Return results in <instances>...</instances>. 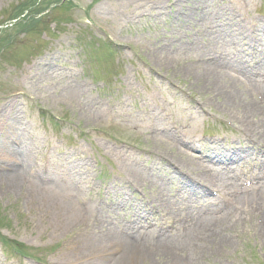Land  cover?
<instances>
[{"label": "rangeland", "instance_id": "374dc122", "mask_svg": "<svg viewBox=\"0 0 264 264\" xmlns=\"http://www.w3.org/2000/svg\"><path fill=\"white\" fill-rule=\"evenodd\" d=\"M32 1L0 0V29L13 23L12 15L20 6ZM215 2V8L210 3L204 9V20L215 17L217 24L241 21L243 9L238 0ZM250 2V11L256 9L249 14L252 18L264 14V0ZM36 3L47 6V14L39 22L28 12L21 26L0 33V98L4 97L0 100V139L5 144L13 140L10 146L18 152L20 172L47 157L55 165V174L76 179L72 187L53 186L46 194L38 185H25L18 176L16 181L9 178L0 184V264H98L92 254L87 255L98 240L90 242L80 234L84 229L80 214L85 213L69 198L84 196L79 184L89 173L97 175L98 168L110 179L115 173L138 178L137 168L144 173L152 159L131 150L130 145L166 155L174 165L179 163L163 152L166 146L175 154L171 139L141 141L133 130L122 128L138 124L144 129L142 114L168 97L175 101L173 108L182 111L185 105L195 106L187 96L197 99L209 113L238 126L231 117L233 112L225 111L221 96H209L207 90L195 87L178 67L187 64L186 56L221 53L222 45L208 47L203 39L202 46L186 44L177 53L168 52L160 41L175 34L177 28L159 9L169 4L167 0ZM142 10L151 16L140 19ZM192 26L188 22L181 27ZM222 75L227 77L223 71ZM177 119L189 126V132L206 120L189 109ZM113 120L119 128L110 124ZM235 126L229 134L239 138ZM60 189L70 195L64 198ZM101 220L98 216V224ZM215 242L219 238L212 237L203 247L207 250ZM235 245L225 259L217 252L211 256L212 262L204 264H264V239L245 238Z\"/></svg>", "mask_w": 264, "mask_h": 264}, {"label": "bare ground", "instance_id": "6f19581e", "mask_svg": "<svg viewBox=\"0 0 264 264\" xmlns=\"http://www.w3.org/2000/svg\"><path fill=\"white\" fill-rule=\"evenodd\" d=\"M203 2V5H207L208 1L211 3V0H195L196 3H192L193 5L200 6ZM179 0H177L175 6H172L169 4V7H172L180 12H182L181 17L188 16L193 18H198V23L196 26H199L201 24L202 27H206V23H204L200 19V15L198 14L199 9H183L176 7ZM220 16V15H218ZM192 20V19H190ZM211 22H216V20H212ZM209 26V25H208ZM212 26V25H211ZM209 26V27H211ZM177 30L175 31V34H173L172 38H179L180 41L188 40V32H183L178 29V25L175 26ZM222 31V30H221ZM194 33V32H193ZM209 35H212L213 38L215 37V45L219 42H225V39H227V36H220L219 33L213 32V29H210L207 31ZM225 33V32H224ZM243 33V32H241ZM195 34V33H194ZM196 35V34H195ZM200 36V35H199ZM231 39H234L231 37ZM167 40L160 41V43H164ZM211 41V40H210ZM263 41V39L260 40V42ZM188 41H186L187 43ZM185 46L183 43L180 46H176L174 44H171L169 48L167 49L168 52L172 50V48L178 49L180 47ZM177 53V52H175ZM190 60H187V64H179L178 67L181 68L179 71L183 73V76L187 77L188 79H191V83L198 87L200 90H207V93L209 96H221L222 99V105L225 108V111L233 112L232 118L235 117L237 121H239L245 130L252 131L250 133L253 135V140H262L264 141V108H262L261 104L252 97H250L251 93L248 90L240 88V84L237 81H234L230 78L225 77L222 75L217 68H214V66H201V63L194 65L189 62ZM179 73V72H177ZM180 74V73H179ZM223 88L226 92H224ZM225 93V94H224ZM242 117H245L242 120ZM258 126L256 128L257 130L253 132V126ZM251 137V136H249ZM160 145V144H159ZM155 149H157L158 144H155ZM161 146V145H160ZM8 148V147H7ZM3 157L8 156V149L3 146ZM163 152L169 154L171 157H174L178 160V156L170 152V150L165 146L163 148ZM9 158V157H8ZM139 178H142L141 174L137 175ZM87 234V233H86ZM224 240V239H223ZM127 249V253L124 255V257L120 258L121 260L118 261L119 264H135L137 260L142 259V254L138 250H136L133 245H128L125 247ZM123 253V252H122ZM121 253V254H122ZM120 254V255H121ZM101 260H104V256L100 258ZM164 259V258H163ZM153 264H170L166 259L164 261L159 258L156 263ZM177 264V263H174Z\"/></svg>", "mask_w": 264, "mask_h": 264}]
</instances>
